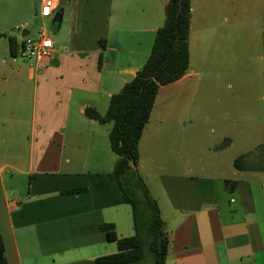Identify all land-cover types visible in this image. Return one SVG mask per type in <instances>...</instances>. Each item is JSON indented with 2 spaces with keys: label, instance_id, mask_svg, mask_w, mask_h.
Wrapping results in <instances>:
<instances>
[{
  "label": "crops",
  "instance_id": "1",
  "mask_svg": "<svg viewBox=\"0 0 264 264\" xmlns=\"http://www.w3.org/2000/svg\"><path fill=\"white\" fill-rule=\"evenodd\" d=\"M0 1L3 15H8L7 3L8 13H19L8 26L0 23V82L9 83L0 89L9 91L8 109H14L6 134L0 118V234L8 264H96L97 257L118 250L101 225H114L119 238L132 236L134 225L130 205L109 177L118 158L109 142L112 123L87 118L84 111L90 107L105 114L111 96L141 69L165 21L167 0H60L48 18L39 14L42 0H23L22 9V0ZM192 12L193 6L188 72L160 87L139 143L136 169L160 207L170 239L166 264H264L261 145L240 155L245 156L243 169L234 166V155H226L224 168L220 157L233 145L226 135L208 147V163H200L197 170L186 164L189 125L226 119L177 114L184 98L198 88L199 68L192 64L190 47ZM34 15L42 19L35 33L45 30L54 51L31 67L26 61L16 63L17 49L10 53L1 34L18 24L22 36L31 35ZM51 20L53 30L47 28ZM7 57H14L11 62L18 68L11 67L9 77H3ZM21 77L30 83L27 95L19 86ZM28 106L30 112L23 117L20 111ZM157 108L167 110L157 120L167 131L173 160L155 163L151 172L154 160L150 154L144 158L141 149ZM152 175L153 186L148 182ZM227 181L235 182L232 190ZM79 188L84 190L67 192Z\"/></svg>",
  "mask_w": 264,
  "mask_h": 264
},
{
  "label": "rangeland",
  "instance_id": "2",
  "mask_svg": "<svg viewBox=\"0 0 264 264\" xmlns=\"http://www.w3.org/2000/svg\"><path fill=\"white\" fill-rule=\"evenodd\" d=\"M6 6L8 15H3L1 11L0 23L8 26L18 19L19 13H8L11 6L9 3ZM192 6L190 47L192 64L199 68L195 77L198 88L194 95L184 98L182 103L185 104L177 114L184 113L190 118L215 119L221 116L226 119L219 123L211 121L189 125L185 135V152L188 153L185 154L186 164L197 170L200 163H208L212 159L208 147L220 142L226 135L233 140V145L220 157L227 169L226 155L237 158L259 145L264 151V0H193ZM18 7H25L23 0ZM41 26V17L34 15L29 24L31 36H35ZM47 28L53 30L52 20L48 22ZM5 32L1 36H5L4 41L11 53V39L18 41V46L21 44L22 27L13 25ZM13 58L7 57V63L1 68V76L9 77L11 67L14 70L18 68V64L13 65L11 62ZM15 61L20 63L25 60L15 57ZM19 79L22 93L27 95L30 83L24 77ZM7 80L10 81L11 78ZM5 84L9 83L0 82V88ZM0 94V118L5 120L6 125L2 134H6L7 119L10 120L8 114L14 109H8L6 98L9 97V91L6 89L3 93L0 89ZM188 105L190 109L185 107ZM20 112L25 117L30 112V107H25ZM226 112H229L227 117ZM166 113L167 110L164 113L159 108L155 110L142 141L141 154L144 158L150 154L152 161L154 160L149 165L152 167L151 172L156 171L155 163L165 165L167 161L173 160L168 155L171 143L169 136L165 127L162 129L157 120L159 115L166 116ZM173 129V135L177 137L180 133L176 131L178 126ZM0 130H3L2 127ZM149 180V184L153 186L156 177L152 175ZM151 262L149 255L147 263L153 264Z\"/></svg>",
  "mask_w": 264,
  "mask_h": 264
},
{
  "label": "trees",
  "instance_id": "3",
  "mask_svg": "<svg viewBox=\"0 0 264 264\" xmlns=\"http://www.w3.org/2000/svg\"><path fill=\"white\" fill-rule=\"evenodd\" d=\"M192 0H167L165 21L157 30L151 53L135 77L110 98L105 114L86 108L84 115L99 123H112L109 132L111 150L118 156L109 177L114 181L125 203L132 211L134 234L119 238L114 225L102 224L107 238L117 242L118 250L99 256L96 264L145 262L151 256L153 264H166L170 239L157 200L151 195L139 175V143L150 119L159 89L182 78L190 66L189 33ZM4 34V33H3ZM1 34V35H3ZM105 48V40H100ZM12 50L17 49L11 39ZM245 156L234 160L238 169L245 168ZM232 190L235 182L227 181ZM73 189L68 193L82 192ZM0 264H8L6 249L0 234Z\"/></svg>",
  "mask_w": 264,
  "mask_h": 264
},
{
  "label": "built area",
  "instance_id": "4",
  "mask_svg": "<svg viewBox=\"0 0 264 264\" xmlns=\"http://www.w3.org/2000/svg\"><path fill=\"white\" fill-rule=\"evenodd\" d=\"M60 0H42L40 16L51 17L58 7ZM54 51L51 37L45 30L35 36L24 35L21 44H17V56L24 59L31 67H36L44 59L50 57Z\"/></svg>",
  "mask_w": 264,
  "mask_h": 264
}]
</instances>
